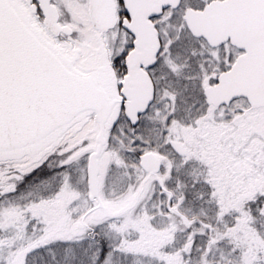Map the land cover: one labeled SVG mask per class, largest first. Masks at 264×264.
I'll return each mask as SVG.
<instances>
[{"label":"snow or ice","instance_id":"6c2138e0","mask_svg":"<svg viewBox=\"0 0 264 264\" xmlns=\"http://www.w3.org/2000/svg\"><path fill=\"white\" fill-rule=\"evenodd\" d=\"M0 264H264V0H0Z\"/></svg>","mask_w":264,"mask_h":264}]
</instances>
